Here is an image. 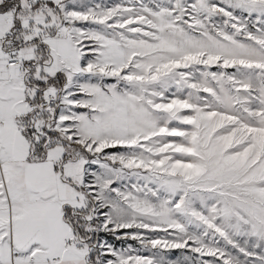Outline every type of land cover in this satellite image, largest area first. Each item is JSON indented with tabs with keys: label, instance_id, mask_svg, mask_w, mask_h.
I'll list each match as a JSON object with an SVG mask.
<instances>
[{
	"label": "snow or ice",
	"instance_id": "6c2138e0",
	"mask_svg": "<svg viewBox=\"0 0 264 264\" xmlns=\"http://www.w3.org/2000/svg\"><path fill=\"white\" fill-rule=\"evenodd\" d=\"M0 264H264V0H0Z\"/></svg>",
	"mask_w": 264,
	"mask_h": 264
}]
</instances>
